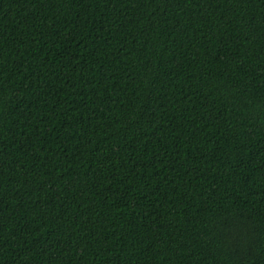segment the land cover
Instances as JSON below:
<instances>
[{
	"label": "trees",
	"instance_id": "1",
	"mask_svg": "<svg viewBox=\"0 0 264 264\" xmlns=\"http://www.w3.org/2000/svg\"><path fill=\"white\" fill-rule=\"evenodd\" d=\"M0 264H264V0H0Z\"/></svg>",
	"mask_w": 264,
	"mask_h": 264
}]
</instances>
